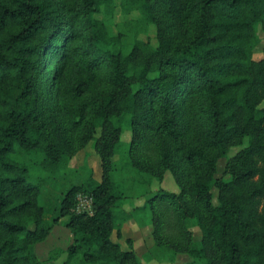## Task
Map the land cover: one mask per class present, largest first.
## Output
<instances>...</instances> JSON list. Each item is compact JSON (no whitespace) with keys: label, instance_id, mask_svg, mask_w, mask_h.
Here are the masks:
<instances>
[{"label":"trees","instance_id":"obj_1","mask_svg":"<svg viewBox=\"0 0 264 264\" xmlns=\"http://www.w3.org/2000/svg\"><path fill=\"white\" fill-rule=\"evenodd\" d=\"M119 7L138 17L113 33L114 0H0V264H42L36 244L62 217L73 241L48 260L143 264L130 237L126 249L112 239L139 211L159 260L264 264V54L254 58L264 0ZM150 25L156 46L139 38ZM124 129L126 154L118 152ZM90 141L100 180L68 166ZM117 154L147 180L169 171L178 192L160 188L124 210L128 195L112 177ZM223 157L226 177H217ZM57 176L69 186L49 221L40 194ZM79 192L93 197L92 213L72 210Z\"/></svg>","mask_w":264,"mask_h":264},{"label":"rangeland","instance_id":"obj_2","mask_svg":"<svg viewBox=\"0 0 264 264\" xmlns=\"http://www.w3.org/2000/svg\"><path fill=\"white\" fill-rule=\"evenodd\" d=\"M115 9L113 12L112 22L109 24V30L111 32H116V24L121 23L129 18L138 17L137 12H132L129 15H123L120 12L119 2L120 0H114ZM97 18H102L101 13L95 14ZM255 33L259 37V43L255 49L254 58L259 59L264 54V31L261 30L259 25L255 26ZM140 39L148 40L151 45L156 46V32L154 25H150L147 32L139 35ZM99 135V129L96 130V136ZM130 140V131L124 129L121 134V142L118 145L119 153H127L128 142ZM239 147H231L228 156L234 154ZM122 154H117L114 159L117 160L115 170L112 174L118 189L127 194V198L124 199L122 208L130 212L134 207H139L143 205L146 198L151 196V194L157 192L158 189H163L168 192H178V186L169 171L164 173L162 181L156 179L147 180L143 175L137 174L133 169L125 165L123 157L120 159ZM227 157L220 158L217 161L215 176H225L224 165ZM68 166L71 169H92L93 178L100 180L101 168L99 158L93 149V142L90 141L83 149L79 150L73 158L68 162ZM78 175L82 174L78 170ZM82 179L83 177L80 176ZM66 182L62 180L59 176L50 180V182L44 187L40 194V202L43 204L47 210V219L50 221L53 215V209L55 207V200L61 197L62 191L66 188ZM214 194V200H216L217 190H212ZM133 219V218H129ZM66 217H62L60 221L53 225L50 233L46 239L42 242L36 244L35 252L37 259L42 264H61L66 254L62 253L56 260H48V255L50 251L54 249L65 250L68 245L73 241V235L70 230L65 225ZM135 224H128L127 230L129 234L133 232V240L136 241L135 245L137 247L136 252L139 254L140 260L143 264H186L191 258L187 254H177L173 261L159 260L158 255H152L149 252L153 245V239L151 235V225L148 221V216L146 212L139 211L136 214V218L133 219ZM189 228L193 231L194 240L198 241L200 239L199 228L190 220L188 224ZM130 237V236H129ZM112 239L117 240L115 232L112 234ZM122 247L124 249L128 248L127 243L124 239H120Z\"/></svg>","mask_w":264,"mask_h":264},{"label":"built area","instance_id":"obj_3","mask_svg":"<svg viewBox=\"0 0 264 264\" xmlns=\"http://www.w3.org/2000/svg\"><path fill=\"white\" fill-rule=\"evenodd\" d=\"M93 197L88 193L79 192L75 197L73 211L77 213H92Z\"/></svg>","mask_w":264,"mask_h":264},{"label":"crops","instance_id":"obj_4","mask_svg":"<svg viewBox=\"0 0 264 264\" xmlns=\"http://www.w3.org/2000/svg\"><path fill=\"white\" fill-rule=\"evenodd\" d=\"M128 224H135V222H134L133 219H128V220H126V221H124V222L122 223V226H121L122 238H121V239H125L126 237H129V236H130L131 239L134 237V236H133V232H132V234H129V232H128V230H127V227H129ZM135 228H137V227H136V224H135ZM137 229H138V228H137ZM133 239H134V238H133ZM133 239H132V245H133V248H134V250H135V252H136V250H137V247H136V245H135L136 241L133 240ZM117 241L120 242L121 240H120V239H119V240L117 239ZM120 243H121V242H120ZM136 254H137L138 258L140 259L139 254H138L137 252H136Z\"/></svg>","mask_w":264,"mask_h":264}]
</instances>
